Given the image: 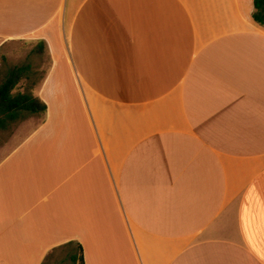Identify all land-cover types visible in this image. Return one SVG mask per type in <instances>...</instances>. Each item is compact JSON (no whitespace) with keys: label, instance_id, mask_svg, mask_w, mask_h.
<instances>
[{"label":"crops","instance_id":"obj_1","mask_svg":"<svg viewBox=\"0 0 264 264\" xmlns=\"http://www.w3.org/2000/svg\"><path fill=\"white\" fill-rule=\"evenodd\" d=\"M253 12V0H0V55L23 40L47 61L34 89L46 112L0 158V264H42L68 242L84 264H264Z\"/></svg>","mask_w":264,"mask_h":264},{"label":"trees","instance_id":"obj_2","mask_svg":"<svg viewBox=\"0 0 264 264\" xmlns=\"http://www.w3.org/2000/svg\"><path fill=\"white\" fill-rule=\"evenodd\" d=\"M253 6V21L264 28V0H253ZM37 72L38 70H34L31 64L25 63L7 68L3 73L0 82V130L9 128L27 116L42 117L45 114L46 103L34 94V89L42 80L44 71H41L40 75ZM35 75L37 77L32 79ZM71 244L68 242L52 249L45 256L42 264H46L57 251L63 252L62 258H68L72 264H84L81 246L77 245L73 250Z\"/></svg>","mask_w":264,"mask_h":264},{"label":"rangeland","instance_id":"obj_3","mask_svg":"<svg viewBox=\"0 0 264 264\" xmlns=\"http://www.w3.org/2000/svg\"><path fill=\"white\" fill-rule=\"evenodd\" d=\"M36 48V45L27 43L23 40H16L7 44L2 49L0 55V82L7 68L15 65H23L25 63L31 64L34 70L36 68L35 64H38L37 67L39 70L37 74L40 75L41 71L45 69L47 61L45 52L42 51L41 53L35 54V52H37L34 51ZM40 66L42 68L41 70L39 68ZM36 77L37 75L33 76L32 79ZM26 84H29V82H26ZM36 117L41 118L38 116H27L12 124L9 128L0 130V158L17 144V142L29 131L35 121H38ZM63 255V252L57 251L46 264H72L68 258L63 259Z\"/></svg>","mask_w":264,"mask_h":264}]
</instances>
